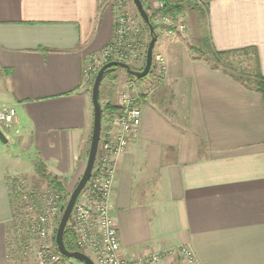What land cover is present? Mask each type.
<instances>
[{
	"label": "crops",
	"instance_id": "0c3cea01",
	"mask_svg": "<svg viewBox=\"0 0 264 264\" xmlns=\"http://www.w3.org/2000/svg\"><path fill=\"white\" fill-rule=\"evenodd\" d=\"M107 1L0 0V109L16 112L8 144L0 142V264H17L8 248L11 189L28 161L34 171L42 162L67 194L84 173L94 118L84 67L112 40ZM199 1L207 27L197 37L217 51L256 48L264 76V0ZM187 37L155 46L164 75H119L123 89L136 82L142 111L110 195L120 255L187 245L199 264H264V93L192 56ZM100 101H109L101 89Z\"/></svg>",
	"mask_w": 264,
	"mask_h": 264
},
{
	"label": "built area",
	"instance_id": "2783aa9c",
	"mask_svg": "<svg viewBox=\"0 0 264 264\" xmlns=\"http://www.w3.org/2000/svg\"><path fill=\"white\" fill-rule=\"evenodd\" d=\"M157 2L159 10L163 11L166 0ZM184 30L185 26L179 25L178 31ZM140 34V26H137L127 14L122 13L118 18L115 15L112 40L100 53L91 56L84 67L85 76L92 75L93 80L101 65L113 61L129 64V61L136 60L139 57L140 46L137 44V38ZM157 62L159 74L164 75L166 69L164 59L159 56ZM136 89V82L130 81L127 91L120 96L119 113L109 120V131H103L101 134L95 167L86 188L92 202L86 206H81L77 202L68 227L76 235L77 246L90 256L95 264H199L195 253L187 245L138 258L129 259L120 255L118 227L111 214L110 195L116 174V159L127 152L130 141L136 137L142 122L138 97L130 94ZM15 116L14 109L1 108L0 128H9L14 123ZM57 198L54 193H49L47 197L49 208L31 220L34 232H37L36 235L42 240L49 236L48 216L52 210L55 212L56 208L53 205ZM38 256L40 264H49L60 258V255L53 254L47 245L40 249ZM48 257L51 261L46 262Z\"/></svg>",
	"mask_w": 264,
	"mask_h": 264
},
{
	"label": "rangeland",
	"instance_id": "374dc122",
	"mask_svg": "<svg viewBox=\"0 0 264 264\" xmlns=\"http://www.w3.org/2000/svg\"><path fill=\"white\" fill-rule=\"evenodd\" d=\"M167 1L175 2L180 0H166V2ZM141 2L143 3L144 8L149 17L152 18L151 23L156 29V34L158 35L156 45L159 41L165 40V38L176 39L187 35L188 37L186 45L189 50L192 46H201V39L197 37V35H199L201 32L203 36H205L207 19L206 13H204L203 10L199 8L201 7L199 0H197L199 5H195L194 8L199 9L200 13L203 15L204 18H202V22L197 21L196 15L198 14L196 13V9L191 10V8H188L187 11L184 13V20L182 19L179 22V19L177 21H173L172 19L170 20L168 18L161 17V11L159 10V4L157 0H141ZM107 3H109V5L114 9V11H116L115 15L117 16V18L122 13L127 14V16L131 18L137 26H140L141 34L137 38V40H139L137 41V44L140 46L139 57L136 60L129 61V65L132 67L133 70L141 71L145 66L147 47L150 44L148 31L149 29H147L148 27H146L147 25L144 23L143 19L138 13V10L133 0H108ZM181 24L185 25L186 27V29L182 32L178 31V27ZM172 25H174L176 28ZM200 25L204 26L202 30L199 28ZM168 28H172L173 32H170ZM189 35L192 37H189ZM158 54L159 53H157L154 49L152 65L153 70H159V65L156 59L159 56L161 57V55ZM197 55V53L192 54V56L195 57H197ZM156 64L157 68L155 66ZM102 66L103 65H101V67ZM101 67H99V70L101 69ZM99 70L96 72V74L99 72ZM152 72L146 78H149ZM96 74L94 75L92 81H94ZM119 75H122L123 77L127 76L124 70L118 69L114 73L110 74L101 86V98L103 99L106 96L109 99L107 103H103V108L105 107V110L107 109L106 107H108L109 105L115 106L117 101H120L121 94L127 91L129 84L126 86V88L123 89V87H121L120 85L121 77ZM136 90L130 92V94L134 97L137 96ZM118 110L119 108L115 110L108 109L104 111V132L109 131V120L113 119L119 113ZM12 130H14V125L12 129L9 130V128H5L3 131L5 132V134H8ZM7 149L13 157H16L19 153L18 148L12 143L7 146ZM23 172L24 174H22ZM22 173L21 175L15 178V181L12 182L13 185L11 190L13 192L12 197L14 203V211L8 232L9 254L10 257L15 260L17 264H40L38 253L44 245H47L48 249H50L53 254L56 253L55 247L53 245L54 235L57 231L58 225L61 221L63 212L66 208L71 194L66 193L65 195L52 191L51 187L49 186V182H47L38 173H36V171H34L31 161H28L27 170L22 171ZM84 192L85 193L80 196V198L82 196L83 198L81 200L79 198L78 200V204H80L81 206H86L87 204L92 202L90 201L88 193H86V191ZM49 193H54L58 196V198L55 200L53 205L56 208L55 212L52 210L48 216L50 232L49 236H47L46 240H42L36 235L37 232H34V224L32 225L31 220L32 218H37L41 212H45L49 208L47 204V197ZM49 261H51V259L48 257L46 259V262ZM49 264L80 263L75 260L65 261L60 257L58 261H53Z\"/></svg>",
	"mask_w": 264,
	"mask_h": 264
},
{
	"label": "trees",
	"instance_id": "16d2710c",
	"mask_svg": "<svg viewBox=\"0 0 264 264\" xmlns=\"http://www.w3.org/2000/svg\"><path fill=\"white\" fill-rule=\"evenodd\" d=\"M195 5H197L195 0H180L177 2L167 1L164 10L161 11V16L164 18H171L173 21H176L187 11L188 8H191ZM150 21H152V18H150ZM147 29H149V27ZM168 30L172 31L173 29L168 28ZM148 31H149V38L151 41L152 37L150 34V30ZM154 31L156 34L155 27H154ZM156 36L158 38L157 34ZM190 51L192 54L197 53L198 57L203 58V60L207 62L213 69L223 71L225 74L233 78L235 81L243 85L245 88L264 93V76L261 72L259 54L256 48L248 47V48L231 50V51H217L216 49L213 48L212 44L210 43V40L208 38H205V39H202L200 47L192 46L190 48ZM118 69L119 68L115 70L109 69L102 80L101 86L104 83V81L108 78V76L114 73ZM152 69L150 73L152 72ZM126 75L130 80H136V81L144 80V79H136L133 76L128 75L127 73ZM93 84H94V81L92 83V88H93ZM106 108H107L106 110L117 109V107L113 105L112 106L109 105ZM106 110H105V107L102 108L103 120H104V111ZM36 171L43 179L49 182V186L51 187L52 191L57 192L59 194L66 195V190H65L63 181H61L60 179L48 173L42 162L36 163ZM55 235H56V232H55ZM55 235L53 239V245L55 247L56 253L60 255L57 250ZM76 240L77 238H76L75 233L71 231L69 227L67 226L65 233H64V245H65V248L69 252H83L77 246ZM60 257L64 259L65 261L72 260L62 255H60ZM78 263L83 264L81 262H78Z\"/></svg>",
	"mask_w": 264,
	"mask_h": 264
},
{
	"label": "water",
	"instance_id": "95a60500",
	"mask_svg": "<svg viewBox=\"0 0 264 264\" xmlns=\"http://www.w3.org/2000/svg\"><path fill=\"white\" fill-rule=\"evenodd\" d=\"M138 13L140 14L141 18L144 20L146 25L149 27L150 34H151V41L148 46L147 52H146V63L145 67L142 71H135L131 68V66L124 62H118L113 61L105 64L97 73L96 78L94 80L93 88H92V103H93V109H94V115H93V132L91 137V144L88 154V159L86 163V167L84 170V173L78 183V185L75 187L74 191L71 193V196L68 200V203L66 205V208L63 212L61 221L58 225L55 240L57 245V250L60 255L75 260L77 262H81L83 264H95V262L92 260L90 256L83 252H69L64 245V233L68 226L69 219L71 217V214L74 210L75 205L77 204L80 196L86 191L87 185L91 179L98 151L100 146V140H101V134H102V126H103V111H102V105L100 101V89H101V83L106 75L107 71L109 69H123L126 71V73L130 76H133L136 79H144L146 78L153 65V56H154V49L157 43V36L154 31V26L152 25L150 21V17L147 14L143 3L141 0H133ZM0 142L2 144H8V138L6 137L3 130L0 128Z\"/></svg>",
	"mask_w": 264,
	"mask_h": 264
},
{
	"label": "bare ground",
	"instance_id": "6f19581e",
	"mask_svg": "<svg viewBox=\"0 0 264 264\" xmlns=\"http://www.w3.org/2000/svg\"><path fill=\"white\" fill-rule=\"evenodd\" d=\"M156 6H157V5H156ZM156 9H157V8H156ZM157 10H158V9H157ZM158 11H159V10H158ZM161 17H162V16H161ZM171 23H172V22H171ZM172 26H174V25H172ZM174 27H175V26H174ZM175 28H176V27H175ZM113 34H114V32H113ZM137 41H139V40H137ZM142 45H143V44H142ZM144 46H145V45H144ZM100 52H101V51H100ZM162 58H163V57H162ZM156 60H157V59H156ZM155 63H157V62H155ZM155 63H154V64H155ZM155 66H156V68H157V64H156ZM153 67H154V66H153ZM161 77H162V76H161ZM163 77H164V76H163ZM163 77H162V78H163Z\"/></svg>",
	"mask_w": 264,
	"mask_h": 264
}]
</instances>
